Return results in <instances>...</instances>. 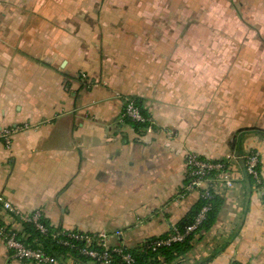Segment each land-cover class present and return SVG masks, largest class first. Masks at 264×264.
I'll use <instances>...</instances> for the list:
<instances>
[{
    "label": "crops",
    "instance_id": "crops-1",
    "mask_svg": "<svg viewBox=\"0 0 264 264\" xmlns=\"http://www.w3.org/2000/svg\"><path fill=\"white\" fill-rule=\"evenodd\" d=\"M143 4L0 0V198L41 211L54 230L120 233L109 246L135 250L199 202L184 191L189 153L229 161L234 186L213 190L215 225L171 264H264V138L248 132L235 145L240 131H264L263 77L229 66L203 25ZM130 99L151 133L125 122ZM24 125L9 144L2 137ZM251 152L256 182L242 159ZM0 217L24 233L1 206ZM0 264L29 263L0 238Z\"/></svg>",
    "mask_w": 264,
    "mask_h": 264
},
{
    "label": "built area",
    "instance_id": "built-area-1",
    "mask_svg": "<svg viewBox=\"0 0 264 264\" xmlns=\"http://www.w3.org/2000/svg\"><path fill=\"white\" fill-rule=\"evenodd\" d=\"M124 120H130L134 123L147 126V133H151L154 129L153 119L143 113L134 100H128L125 103ZM29 128V125L7 128L3 131L2 137L9 144L12 136L16 133ZM246 164L247 175L259 181V173L257 171L259 164V155H246L242 158ZM187 179L189 184L185 190L187 193L200 191L201 198H210L218 182H223L224 187L232 188L234 186L231 177V165L229 161H212L201 158L195 153H189L186 156ZM184 196V195H183ZM182 196V197H183ZM0 206L13 220H15L22 228L25 224H30L46 236L48 234L47 227L42 223L43 214L36 211L29 215H24L16 210L11 203L0 198ZM209 207L203 208L194 226L187 229V234L193 232L205 219ZM120 237V233L110 235L107 233H81L71 231H60L54 235V239H58V245L77 251L82 257L87 258L94 264H118L114 257L121 259V264H133L134 259L128 252L126 247H111L108 240L111 237ZM185 235L178 231L168 240L157 241L152 245L153 250L170 246L172 243L181 242ZM0 238L4 241L11 257L20 263L29 264H65L67 258L57 256L44 247H31L26 243V237L19 228H13L9 222L0 217ZM76 243L82 244L76 247Z\"/></svg>",
    "mask_w": 264,
    "mask_h": 264
},
{
    "label": "rangeland",
    "instance_id": "rangeland-1",
    "mask_svg": "<svg viewBox=\"0 0 264 264\" xmlns=\"http://www.w3.org/2000/svg\"><path fill=\"white\" fill-rule=\"evenodd\" d=\"M113 1H124L127 5L143 1V5H150L151 9L176 11L171 15L183 17L189 26L200 28L203 25L227 55L229 66L241 69L250 66L254 80L263 77L264 81V0Z\"/></svg>",
    "mask_w": 264,
    "mask_h": 264
},
{
    "label": "trees",
    "instance_id": "trees-1",
    "mask_svg": "<svg viewBox=\"0 0 264 264\" xmlns=\"http://www.w3.org/2000/svg\"><path fill=\"white\" fill-rule=\"evenodd\" d=\"M135 101V100H134ZM136 104L139 106V108L142 110L141 102L139 100L135 101ZM143 113L147 116H149L146 111L142 110ZM150 117V116H149ZM125 122H127L129 125H131L136 131L138 132H147V126L141 125L138 123H134L130 120L125 119ZM251 132L255 135H259L262 138H264V131L260 129H254V130H244L237 133V138L235 137V141L237 143L242 142V135ZM240 137V138H239ZM239 138V142L238 139ZM239 148H241V145H239ZM241 151V150H240ZM257 154L254 152L249 153ZM247 154V155H249ZM243 157L246 155H242ZM260 163V159H259ZM257 171L259 172V164ZM248 178L252 182H256L257 180L253 177L248 176ZM186 184H189V180L186 179ZM186 185V186H187ZM210 198H200L199 202L195 207L189 212V214L186 216L185 219H183L181 222H179L176 227L172 228V230L161 237L157 238H151L147 240L142 246H140L138 249L135 250H129L128 252L132 255L134 259L133 264H160L159 258H162L164 260V263L171 264L178 260L181 257H185L189 252H191L194 248L195 240L198 235H203L208 233L212 227L215 225V222L219 216L222 202L220 200V197L216 195L213 192L210 193ZM209 207L208 213L206 215V219L191 233L187 234V229L194 226L196 223L197 218L199 217L201 211L203 208ZM42 223L47 227L48 234L46 236H42V234L36 229L35 226L30 224H25L23 227V231L25 234L26 243L31 247H44L47 250H50V252L54 253L57 256H64V257H72L79 261H90L85 257H82L77 251L70 250L68 248H64L60 245H58V239H54V235L58 234L60 230H54L51 227L48 226V224L45 222V220H42ZM178 231L180 234L185 235L184 240L181 242L172 243L170 246H165L156 249V251L153 250L152 245L156 243L157 241L161 240H168L170 237H172L175 232ZM76 232V231H74ZM81 247L82 244L76 243V247ZM116 262L118 264H121L120 258H115ZM94 264V263H93ZM231 264H240L238 262H233Z\"/></svg>",
    "mask_w": 264,
    "mask_h": 264
},
{
    "label": "water",
    "instance_id": "water-1",
    "mask_svg": "<svg viewBox=\"0 0 264 264\" xmlns=\"http://www.w3.org/2000/svg\"><path fill=\"white\" fill-rule=\"evenodd\" d=\"M248 130H250V131H251V130H254V129H248ZM255 130H256V129H255Z\"/></svg>",
    "mask_w": 264,
    "mask_h": 264
}]
</instances>
